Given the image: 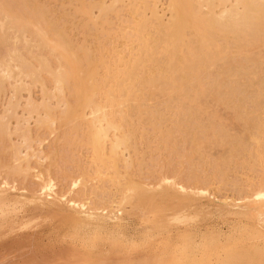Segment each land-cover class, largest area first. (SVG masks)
Returning <instances> with one entry per match:
<instances>
[{
    "label": "rangeland",
    "instance_id": "374dc122",
    "mask_svg": "<svg viewBox=\"0 0 264 264\" xmlns=\"http://www.w3.org/2000/svg\"><path fill=\"white\" fill-rule=\"evenodd\" d=\"M134 2L137 4L136 6L142 8L140 18L130 15L128 10L132 3L129 0H0L1 21L3 20L5 27L9 26L10 22L12 23L10 25L12 29L7 27L9 31L6 30L9 34L6 42L12 49L18 47L20 50L15 49L19 50L18 55L22 54L21 56L26 60L21 65L23 67H18L14 62H10V74L0 68V79H2L0 81V264H90L92 260L97 261L92 262L93 264H149L148 260L152 261L150 259H154V262L152 261L150 264H155L158 258L161 260L164 258L165 263L169 258L166 264H173L174 238L176 232L181 231L182 228L185 230L194 228L196 233L192 240H195L194 244L198 245L199 240L203 238L201 236H205L206 233H222L225 237L234 227H241L243 224H245L244 226L250 225L253 221L250 218L252 217L251 210H249L252 209L253 200L246 189H248V185L256 182L257 175L261 172L258 169V172H254L246 164L247 162H244L246 166L244 164L241 166L237 162L239 167L236 168H233L236 166L233 163L231 166L229 165L230 167L226 165L224 167L221 163L220 156H223L222 153L228 145L227 137L230 134H238L240 131L236 132V130H239L240 126L234 118L236 114L233 112L236 109L233 110V105L228 104L230 108L225 107L228 105L224 102L219 103V95L215 94L217 88L214 79L219 72L218 69H222L220 68L222 62H219L221 59L218 60L217 53H215L217 59L212 62L215 65L211 70L203 64L204 59L197 63L194 62L190 68L193 71L189 74L196 73L198 75L191 77V80L184 79L187 73L182 67H177L176 64L170 65L169 68L174 70L173 74L176 80H174L173 88L169 90L168 95L164 94L159 98L155 89L146 86L145 94L139 97V100L142 98L140 103L142 101L144 103L141 104L143 110L139 113L135 111L136 118H134V112L133 116L131 115V118L127 119L133 123L132 128L128 127L133 133L129 139L128 149L124 150L125 152H120L119 158L121 159L117 160L119 162H110L112 166L115 165L113 162L116 163L118 168L110 167L116 172L106 168L105 163V165L100 163L106 155L110 158L109 147L107 150L105 148L101 154L96 152L99 154L96 155L87 144V138L94 128L90 121L92 118L89 108H86L87 105L77 98L75 86H77L78 80H69L61 91L55 89L56 84L51 80L52 75L56 71V64L63 65L65 61L58 59L57 50L52 52L49 46H46L47 49L43 46L40 37L31 31L35 29L33 23L43 30L48 27L47 31L51 35L59 34V38H55V41L67 45L65 47L69 52L76 53V64L78 65L75 64L74 69L77 71V75L82 78L89 71V74L86 75L88 79L84 80V88L90 89L93 86L96 93L95 98L103 103L102 94L108 88H104L103 83L106 81L105 78L109 79V71L114 70L115 65H118L117 59L120 56L130 54L135 57L134 54L137 52L138 47L132 48L131 45L128 47L131 43L127 44V38H124V35L132 30L135 22L133 19L139 20L143 30H147L148 26L149 31L150 26L157 25H155L158 22L156 21L157 17L163 22H166L170 17L167 0H149L146 6L141 5L138 0ZM148 3L150 4L148 5ZM24 11L25 13H22ZM9 13L13 14V17ZM154 14L157 16L154 17ZM6 16L8 18H5ZM20 17L21 20H19ZM14 18L18 19L19 23H16ZM31 19L33 23L30 24L28 20ZM12 30L15 36L10 34ZM30 31L33 34H30ZM143 34L145 35V33ZM209 37L215 45L226 48V52L229 54L233 52L232 56H236L238 43L232 40V34L221 38L218 34ZM28 39L29 45L26 43ZM3 41L0 39V67L3 65L1 63L3 58V61L8 60L6 56L9 51H6L8 43L5 44ZM24 45L28 46L25 48ZM190 46L193 51L199 52L200 58L207 52L201 49L197 41L190 43ZM235 46L236 48H234ZM43 47L50 52L44 50ZM40 55L49 60L48 64L45 61V66ZM55 59H57V63H55ZM28 61L29 63H27ZM13 64L15 68L17 67L16 69ZM31 64H33L32 67ZM248 64L245 68L252 71L253 66L251 63ZM261 65L264 72V57L261 59ZM33 66L37 67V70ZM20 72L30 75L24 77ZM210 81L213 83L212 86ZM113 82L114 80L108 84L114 86L116 81L115 84ZM199 84L202 86L201 88H198ZM187 87L190 90H187ZM121 88L125 89V86L123 85ZM199 89L205 90L206 94H198ZM151 95L152 97H150ZM172 102L174 105L171 104ZM245 103L242 102L241 106L247 107L249 102ZM217 104L223 105L218 109ZM145 108L152 110L153 116H150V112L145 111ZM154 111L158 115L154 114ZM167 116L168 120H166ZM215 122H225L230 127V131L226 132L229 134L223 135V139L222 136L208 135L210 127L214 126ZM194 127L197 129L195 130ZM193 133L194 136H192ZM196 137L198 138L196 139ZM212 138L215 139L212 140ZM221 151L223 152L221 153ZM262 153L264 154V150ZM198 155L199 160L196 159ZM247 156L246 154L243 156L244 160H248ZM104 160L107 161L106 163L109 161L108 158ZM93 161L98 164L95 166ZM217 171L225 172L224 176L221 178L216 176ZM205 174L213 175L214 178L205 182ZM49 180L51 191H47L46 196H43L40 186ZM126 180L128 181L126 182ZM76 182L78 183L76 184ZM163 184L167 188V185H176L186 189L176 193L179 188L169 186L175 192L168 188L170 192L168 193L163 191L166 190V188L163 189ZM187 188L189 189L187 190ZM241 188L245 189L241 190ZM137 189H139L138 192ZM199 190L204 193H200ZM159 191L166 192L169 196L165 193L163 195ZM136 193L140 194L137 196ZM178 193L179 196L176 195ZM244 193L248 195L245 196ZM242 195L244 196L241 197ZM130 197L133 198L130 199ZM73 200H77L78 204L72 205ZM109 201L114 203H108ZM119 203L122 204L119 205ZM179 203L180 205H178ZM183 203L189 207V209H185V212L180 209ZM230 203H233L232 207L235 208H232ZM89 209L94 212L98 211L99 214L101 212L106 216L105 212L112 211L109 214H113L116 211V215H120V218L122 216L123 219L121 218L122 220L120 219L119 222L112 220L108 222L107 220L108 223H103L101 227L96 223V220L82 214ZM179 212L180 214L183 212V216H188L190 220L180 223L173 219L174 215ZM245 212L248 214L247 216ZM245 242L251 246L250 250L256 244L259 247L263 246L259 241L254 244L255 241L252 239L244 240L242 244ZM244 244L243 246L246 247L247 245ZM167 250L172 251L171 254L166 253V255L163 252H167ZM155 254L159 256H155ZM164 254L167 258L164 257ZM154 256L158 258H152ZM147 257L148 259H146ZM215 263V260H211V264Z\"/></svg>",
    "mask_w": 264,
    "mask_h": 264
},
{
    "label": "bare ground",
    "instance_id": "6f19581e",
    "mask_svg": "<svg viewBox=\"0 0 264 264\" xmlns=\"http://www.w3.org/2000/svg\"><path fill=\"white\" fill-rule=\"evenodd\" d=\"M129 1L132 3L131 7L129 6V10H128L130 15L132 17L136 16L137 18H140L139 16L142 14V8L136 6L137 4H134L135 0H129ZM138 2H140L141 5L146 6L147 2H149V0H140V1L138 0ZM167 2H168V11L170 13L169 19L166 22H163L159 17H157L156 21H158V22L155 23V25L156 24L157 25L154 27L150 26L149 31H148V28H149L148 26H147V30H143V29H141L142 24L139 22V20H137L136 18L133 19L135 22L133 23L132 30L130 31V33L128 32L129 34L128 33H127V35L125 34L124 38H127L126 39L128 41L127 44L131 43V44H129L128 47H130V45L132 46V48L138 47L137 52L134 54L135 57L130 56V54L120 56L117 59L118 65L117 64L115 65L114 70H112V71L108 70L110 72V77H109V79H107V78L104 79V80H106L103 83L104 88L105 87H108V88L102 94L103 98H104L103 103H100V101H97V99L95 98L96 93H95L93 86H91L90 89H87V87L84 88V84H85L84 80L88 79V76H86V75L89 74V71L87 73H85V76H83L82 78H80L77 75V71L74 69L75 64L77 62L76 53L69 52L68 49L65 47L67 45H63V43L59 44L55 41V38L58 39L60 35L59 34H53V35L49 34V31H47L48 27L46 30L45 29L43 30V29L37 27V25L32 22V19L28 20V23H30V24L33 23V26L35 29H33L31 31L33 33H35V35L40 37V39L43 42V46H45V48H46V46H49L51 48L52 52L57 50L58 59H60V60L63 59L65 61V64H63V65L59 64L58 65L57 59H55L56 60L55 63H57L56 64L57 67L56 68L53 67V68H55L56 71L53 68H51L55 71L54 74L52 75V78H51V74L49 73L51 80H53L54 83L56 84L55 89H57L58 91L59 90L61 91L64 88V86L68 83L69 80H78V84H77V86H75V92H76L77 98L80 99V101L83 104L87 105L86 108H89V111H90L89 114L91 115V118H92V120L90 119V121H91V124L94 128V131L91 134H89V136L87 138V144L93 150L92 152H95L94 154H96V152L97 153L100 152V154H101L105 148L107 150L109 147L108 153L110 154L109 155L110 158L107 157V155L105 154L107 152L104 153V155H106V157L109 160L108 163H106L107 161L104 160V159H107L106 157H104V155H103L104 159H101V162H100L103 164L105 163L106 168L107 167L108 168L115 167V166H116V168H118L116 163L119 162L117 160L120 157L119 156V154H121L120 152H123L124 150L126 151L128 149V144L130 142L129 139H130V136H132V134H133L132 130L130 129V128H132L133 123L131 121V123H132L131 124L127 119L131 118V115L133 116V113L135 111H138V113H139L141 110H143V109H141V104L143 103V101H142V103H140L141 102L140 100L142 98L139 100V97L141 95L145 94L144 89L146 88L147 85L149 87L151 86V88L155 89V91L158 93L157 95H159L158 97L160 98L161 95H164V94L168 95L169 94V90H171L173 88L172 84H173L174 80H176V78L173 74L174 70H171L169 68L170 65L173 66L174 64H176L177 67H180V68L182 67L184 72L187 73V74H185L186 77L184 79L185 80H191L190 79L191 77H194V76L197 77L196 75H198L196 73L189 74L190 72L193 71L190 68L193 66L194 62L197 63V62H200L204 59L203 64H205L206 67L209 70H211L212 66L215 65L212 62L217 59V56H218V60L221 59V61L219 60V62H222L221 67H220L222 69L221 70L218 69L219 72L217 73L216 78L214 79V81L216 83L215 85L217 88L215 91L216 92L215 94L219 95V97H218L219 103L224 102L227 105L228 104L233 105V110L236 109L233 112V114H236L234 118L238 121L237 123H239V126H240V129L236 130V132L240 131L239 132L240 134L239 133L238 134H230L229 137H227L228 145L227 146L225 145L226 150H224V152L226 151L225 152L226 155L224 156L225 153L223 151H221V153L223 152L222 153L223 156H220L222 158L221 163L224 165V167H225V165L231 166V164L233 163L234 165H236L233 168L239 167V165L237 166V162H238V164L240 163L241 166H243V164H244V166H246V164H248L249 168L254 170V172H256V171L258 172V170L261 172V173L259 172L260 174L257 173L258 178L256 179V182H253L250 185H248V189H246L247 190L246 192L247 193L249 192L248 194H250L249 196L253 200L252 209H249V210H251L250 215L252 216L250 218L253 221L250 223V225L244 226L245 224H243V226H242L240 224L241 227L240 226L234 227L232 230H229V233L225 237L222 235V233L221 234H214V233H212V232L210 233L208 231L210 234L206 233L205 236L202 235L201 237H203V238H202V240L201 239L199 240L200 242L198 241L199 244L195 242L198 245H195L194 244L195 240L194 241L192 240L194 233H196L193 230L194 228L188 229V230H185L182 228L181 231L176 232V236L174 238L175 240H174V250H173V256H174L173 264H211V260H215L216 261L215 264H264V163H263L264 162V157H263L264 154L262 153V150H264V72L262 71V65H261V59L264 57V0H167ZM150 3H152V2H150ZM150 3H148V5ZM28 7H30V6H28ZM22 13H25V11ZM12 15L10 14V16H12ZM42 15H43V13H42ZM156 16H157V14H154V17H156ZM14 17H16V16H14ZM1 18H0V21H1ZM5 18H8V17L6 16ZM19 20H21V17L19 18ZM19 20L15 19L16 23H19ZM42 21H44V20H42ZM11 24L12 23L10 22V25ZM10 25L5 27L3 20L0 23V39H2V41L4 40L3 43H5V44L8 43L6 41L9 38V36H8L9 34H7L6 30L9 31L7 27H10ZM28 27H29V25H28ZM28 27H26V28H28ZM151 28H152V30H151ZM9 29H12V27H10ZM23 30H24V28H23ZM31 31L29 33L33 34ZM143 33H145V35ZM10 34H13V30H12V33L10 32ZM22 34H25V33H22ZM214 34H218L220 38L222 36H227L229 34H232L233 35L232 40L235 43L236 42L238 43L237 51L236 50H235L236 52L234 51L235 53H237L236 56H234V57L232 56L233 54H231V53H233V52H231L230 54L228 52H226V50H225L226 48H223L217 44L215 45L214 42L211 41V37H209V36L214 35ZM36 39H37V37H36ZM14 40H15V37H14ZM193 41H197L199 43L201 49H204L207 51L202 58L199 57V52L192 50L190 43H192ZM28 42H29V39L26 42L29 45L30 43H28ZM36 43H38V42L36 41ZM12 44H13V42H12ZM28 45H24L25 48ZM8 46L6 47V49L8 48L6 51L9 50L8 54L6 55L8 57V60L3 61L4 58L3 59L1 58L2 59L1 63L3 65L0 68L2 69V71L3 70H4V72L8 71L9 73L7 72V74H10V72H11V67L9 64L10 62L11 63L14 62L16 64V66L19 67L23 63H25L23 61H26V60L21 56L22 54L18 55L17 52L20 50L18 47H16L17 49H19L17 51V50H15L16 49L15 45L13 46L15 49H12V47L10 46L9 43H8ZM34 48H36V47H34ZM45 48L43 47L44 50L47 49V48L46 49ZM234 48H236V46ZM46 51H48V50H46ZM184 51H186V52H184ZM48 52H50V51H48ZM215 53H217V56ZM31 54H33V53H31ZM41 57H42L41 61L44 60L43 61L44 64L42 63L44 66L46 65L45 61L47 64L49 63V60L47 58L46 59L43 58L45 56H41ZM231 57H233V58L231 59ZM29 58H31V57H29ZM33 59H34V57H33ZM47 60H48V62H47ZM27 63H29V61ZM248 63H251V65L253 66L252 71H248L246 69L247 68L246 64H248ZM32 65L33 64H31V67H32ZM43 65H42V67H43ZM76 65H78V64H76ZM13 67H14V69L17 68V67L15 68V65ZM21 67H23V66H21ZM28 67H30V65ZM33 67H35V66H33ZM202 68H203V66H202ZM35 69L37 70V67H35ZM115 69H117L116 70L117 72L115 71ZM88 70H89V68H88ZM15 71H14V73H15ZM92 72H90V73H92ZM17 73L19 75V71ZM20 73H22V72H20ZM1 75H2V73H1ZM6 75H5V77H6ZM18 75H16V76H18ZM26 75L28 76L30 74L26 73ZM26 75L23 74L24 77H27ZM32 75H33V73H32ZM181 75H180V77H181ZM183 76H182V78H183ZM7 77L9 79L10 76L8 75ZM17 78H19V77H17ZM89 78H91L90 75H89ZM1 80L2 79H0V81ZM112 80H114L113 84H115V81H116V84L114 86L112 84H111V86L108 84L110 82L112 83ZM192 80H193V78H192ZM177 81H180V80L177 79ZM41 83H42V81H41ZM100 84H102V83H100ZM212 84L213 83L211 82L210 85L212 86ZM123 85L125 86V89L121 88ZM43 86H44V84H43ZM148 86H147V88H148ZM188 86L190 87V85H188ZM101 87H103V86H101ZM189 87H187V90H190ZM201 87L202 86L199 84L198 88H201ZM15 88H16V86H15ZM19 88H20V86H19ZM101 89H103V88H101ZM148 92H149V90H148ZM197 92L200 95L206 94V91L202 90V89H199ZM152 95L150 97H152ZM96 97H98V96H96ZM162 98H163V96H162ZM216 98H217V96H216ZM170 101H171V99H170ZM162 102L164 104L163 100H162ZM166 102H167V100H166ZM242 102H244V103L249 102V104H248V106L246 105L247 107L241 106V105H243ZM173 103L174 102H172L171 104H173ZM160 105H161V103H160ZM221 106L218 105L217 106L218 109H219V107L221 108ZM164 107H165V105H164ZM225 107L230 108V105L225 106ZM146 108H145V111H149L150 116H153V114L151 113L152 110H149ZM187 108H189V107H187ZM153 110H155V109H153ZM210 110H212V109H210ZM216 111H217V109H216ZM210 112H212V111H210ZM155 113L156 112L154 111V114ZM134 114H135L134 118H136V112ZM144 115H146V114H144ZM156 115H158V114L156 113ZM160 115L162 116L161 111H160ZM173 115H174V113H173ZM164 116L166 117V114ZM187 116H188V114H187ZM177 118H175V119H177ZM163 119H165V118L163 117ZM163 119H161V120H163ZM228 119L230 120V118H228ZM166 120H168V116H167ZM157 124H159V123H157ZM195 126H197V125H195ZM128 127H130V128H128ZM236 127H238V126H236ZM183 128H185V127H183ZM210 128H211V130L208 131V132H210V133H208V135L222 136V139H223V135L225 136L227 134L226 132L230 131L229 125H226L225 122H217L214 126H211ZM161 129H162V127H161ZM194 129H195V127H194ZM196 129H197V127H196ZM198 131H200V130H198ZM196 133H197V131H196ZM191 134H192V132H191ZM138 135H139V133H138ZM192 136H194V133ZM195 136H197V135H195ZM197 138L198 137H196V139ZM214 139L212 138V140H214ZM218 139L221 140L220 138H218ZM225 141H226V139H225ZM225 141H224V143H225ZM219 142H221V141H219ZM108 143H109V145H108ZM222 145H223V143H222ZM209 146H210V144H209ZM196 148H198V147H196ZM199 150H200V148H199ZM198 153H200V152H198ZM245 154L248 155L247 156L248 160H244L243 156ZM96 155H99V154H96ZM201 156H202V154H201ZM242 157H243V159H241ZM16 158H18V157H16ZM97 158L99 159L100 157L98 156ZM199 158L200 157L198 155V158H196V159L199 160ZM209 158H211V157H209ZM110 159H111V161H110ZM119 159H121V158H119ZM239 159H241V162H239ZM112 161H116V163L113 162L115 164L114 166H112V164H110V162L112 163ZM93 162H92V164H93ZM244 162L245 163L247 162V163L245 164ZM97 164L98 163L95 164V162H94L95 166ZM197 164H198V162H197ZM206 164H207V162H206ZM213 165H214V163H213ZM113 169H115V168H113ZM218 171L216 172V176H219L220 178H221V176H224L223 174L225 172H223V171L218 172ZM112 172H116V171L112 170ZM100 173L101 172H99V174ZM193 174H194V172H193ZM210 174H212V173H210ZM190 175L192 176V173H190ZM196 178H197V176H196ZM211 178H214L213 175L211 176V175L207 174L206 177L204 178V181L208 182L211 180ZM222 178H224V177H222ZM253 178H255V177H253ZM80 179L83 180L82 178H80ZM80 179H78L79 181L78 180L77 181L80 182ZM217 179L219 180V178H217ZM223 180H225V179H223ZM127 181L128 180H126V182ZM78 182H76V184ZM125 184H127V183H125ZM239 184H241V183H239ZM223 185H224V183H223ZM233 185L234 184L232 183V186ZM163 186H164V184H163ZM163 186H161V187H163ZM167 186L170 189V187L172 185H167ZM175 186L176 185L172 186V188H174ZM236 186H238V184H236ZM242 187H244V186H242ZM164 188H166V190H163V191L170 193L169 189L167 187L164 186L163 189ZM175 188H179V190H176V193H177V191L181 192L182 190L186 189L183 186H176ZM40 189H41V194L43 196H46V192L51 191L50 180L48 182H46V181L43 182L42 185L40 186ZM188 189L189 188H187V190ZM242 189L243 188H241V190ZM138 190L139 189H137V192H138ZM171 190H174V189H170V191ZM153 191H155V190H153ZM199 191H200V193L202 192L201 190H199ZM159 192L161 193L162 191H159ZM166 192H164V193L166 194ZM174 192H175V190H174ZM174 192H172V193H174ZM241 192L243 193V191H241ZM164 193H163V195H164ZM168 193L166 195H168ZM202 193H204V192H202ZM247 193L246 194L244 193L245 196L248 195ZM119 194H120V192H119ZM139 194L140 193H138V194L136 193L137 196ZM238 194H241V193H238ZM144 195H145V193H144ZM170 195H172V194H170ZM176 195L179 196V193ZM183 195H185V194H183ZM135 196H134V198H136ZM243 196L244 195H242L241 197H243ZM174 197H176V196H174ZM238 197L240 198V195ZM132 198L133 197H130V199H132ZM79 199H80V197H79ZM235 199H237V198H235ZM127 201H129V200H127ZM181 201H179V202L181 203ZM183 201H185V200H183ZM232 201H235V200H232ZM110 202L111 201H109L108 203H110ZM112 203H114V202H111V204ZM115 203H116V201H115ZM122 203H119V205ZM138 203H140V202H138ZM180 203L178 205H180ZM71 204L77 205L78 202H77V200H73L71 202ZM186 204H187V202H186ZM186 204L183 203L181 205V207H180L181 211L185 212V209L186 210H187V208L189 209V207H187ZM232 204H231V207H232ZM95 206L96 205H94V207ZM125 206H123V207L125 208ZM249 206H248V208H250ZM238 207H241V206H238ZM82 208L85 209L84 206H82ZM90 208H93V207H90ZM232 208H235V207H232ZM245 208H247V207L245 206ZM249 210H246V211L249 212ZM105 211H107V210L105 209ZM97 212H94V210L89 209V211L83 212L82 214H85L86 216H88V218H92V219L96 220V223L101 227H102L103 223H108L109 221L111 222V220L119 222L120 219L122 218V216L120 218V215H116V211L113 212V214H109L112 211L109 213L105 212L107 214V216L105 214H104L105 216L102 215L101 212H100V214ZM179 214H180V212H179ZM179 214L174 215L173 219H176V221H178L180 223L182 221H184L183 223H185L186 220H188V221L190 220V218H188V216H185V215L183 216V212H181L180 215ZM242 214H243V212H242ZM245 214H246V212H245ZM247 215L248 214H246V216ZM76 216H77L76 218H78V215H76ZM191 218H192V216H191ZM107 220H108V222H107ZM84 222H85V219H84ZM198 230H199V227H198ZM198 233H200V232H198ZM197 237H199V236H197ZM196 239H198V238H196ZM247 239L254 240L255 241L254 244L258 243V241H259L263 244V246L259 247L256 244V246H253V248L250 250L249 248L251 246L247 245V242H245V244L247 246L244 243L243 244L248 248L244 247L242 244V242L244 240H247ZM162 246L164 247L165 245H162ZM161 250H163V249L161 248ZM146 251H147V249H146ZM165 251H166V249H165ZM165 251H163L165 254L166 253L171 254V252H172V251L169 252L168 250H167V252H165ZM147 253H148V251H147ZM146 254H144V255H146ZM156 255H158V254H155V256ZM164 255H162V256H164ZM166 255L164 256L165 258H167ZM155 256L152 258H158ZM91 259H93V258H91ZM146 259H148V257ZM163 259L161 260L160 258H158V260L155 262V264H166V263H168L167 261L169 258H167L166 263L164 262L165 260L163 261ZM150 260H152L154 262V259H150ZM95 261L96 260H94V261L92 260L93 263H95ZM87 262L90 263L91 261H87ZM92 262L90 264H93ZM148 262H149V264L151 263L149 260H148Z\"/></svg>",
    "mask_w": 264,
    "mask_h": 264
}]
</instances>
